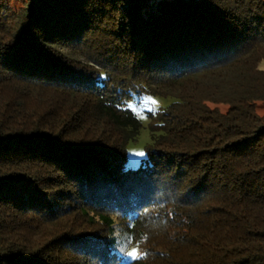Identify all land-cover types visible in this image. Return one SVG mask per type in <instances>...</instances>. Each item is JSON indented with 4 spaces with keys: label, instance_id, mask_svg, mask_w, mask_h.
<instances>
[{
    "label": "trees",
    "instance_id": "1",
    "mask_svg": "<svg viewBox=\"0 0 264 264\" xmlns=\"http://www.w3.org/2000/svg\"><path fill=\"white\" fill-rule=\"evenodd\" d=\"M257 101L264 0H0V264H264Z\"/></svg>",
    "mask_w": 264,
    "mask_h": 264
},
{
    "label": "rangeland",
    "instance_id": "2",
    "mask_svg": "<svg viewBox=\"0 0 264 264\" xmlns=\"http://www.w3.org/2000/svg\"><path fill=\"white\" fill-rule=\"evenodd\" d=\"M64 51L72 53L77 56L81 61L85 62V57L83 56V51H73L69 48H64ZM171 101L169 97H153L149 95H143L136 98L134 101L128 104L130 108L137 117L141 120L142 127L139 131L137 137L133 140H130L126 145V165L128 168H136L140 165L141 160L146 156V146L151 142V133L148 128L149 118L147 112H155L156 110L165 107ZM211 107H218L221 111L227 109V105L224 103L209 104ZM256 112L258 114H264V101L256 102ZM45 228L51 229L47 235L53 234L56 230L51 224H48ZM113 236L117 241V248L121 255L124 256L125 260L131 259L134 256H138L141 252L139 250V243H134L131 239L129 233L125 231L123 225L117 224L114 227Z\"/></svg>",
    "mask_w": 264,
    "mask_h": 264
}]
</instances>
